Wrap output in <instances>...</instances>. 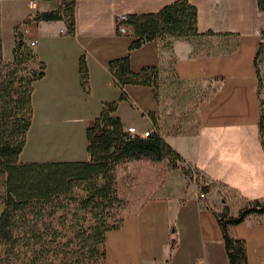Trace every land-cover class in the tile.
<instances>
[{"label":"crops","instance_id":"obj_1","mask_svg":"<svg viewBox=\"0 0 264 264\" xmlns=\"http://www.w3.org/2000/svg\"><path fill=\"white\" fill-rule=\"evenodd\" d=\"M69 1L36 0L31 14H62ZM171 1L71 0V32L63 16L23 24V37L36 39L31 50L44 68L32 81L31 120L19 161L88 160L86 128L102 102L117 99L123 90L126 98L112 112L122 129L158 132L191 170L187 179L180 168L167 169L162 161L160 180L145 200L117 227L104 231L102 264H229L212 210L233 215L245 200L264 196V127L260 130L256 90L264 12L256 0H187L196 9L197 34L174 38L170 48L154 38L128 49L132 27L118 33L116 15L155 11ZM29 12L25 0H0L4 58L13 46V26ZM126 53L133 71L171 60L176 79L163 70L162 82L167 80L175 92L184 88L194 99L191 128L181 129V118L173 120L170 108L160 112L151 86L128 83L120 89L114 83L107 62ZM80 56L86 91L79 80ZM231 231L244 241L246 264H264V213L247 214Z\"/></svg>","mask_w":264,"mask_h":264},{"label":"trees","instance_id":"obj_2","mask_svg":"<svg viewBox=\"0 0 264 264\" xmlns=\"http://www.w3.org/2000/svg\"><path fill=\"white\" fill-rule=\"evenodd\" d=\"M264 12V0H256ZM58 10L35 12L22 22L64 17L67 31L73 24L72 3L64 2ZM196 9L187 0H173L155 11L128 13L133 39L128 49L157 39L170 48L174 38L196 32ZM12 58L4 60L0 41V264H102L103 235L117 227L116 168L138 159L165 160L166 168H180L189 179L191 170L181 163V156L154 130L145 137L126 134L117 116L112 115L117 99L103 101L101 109L86 128L88 160L19 161L26 130L31 120L32 81L43 74L44 64L27 45L18 24L13 26ZM264 34V30L261 31ZM114 83L152 87L155 97L165 70L174 79L171 60L165 65H147L130 69L128 54L107 62ZM80 85L88 89L83 56L78 59ZM262 128L261 114L259 121ZM264 149V138L260 137ZM205 191V186H202ZM223 238L229 264H246L244 241L231 227L251 213H264V196L247 199L235 214L213 211ZM173 238L169 240V247Z\"/></svg>","mask_w":264,"mask_h":264},{"label":"rangeland","instance_id":"obj_3","mask_svg":"<svg viewBox=\"0 0 264 264\" xmlns=\"http://www.w3.org/2000/svg\"><path fill=\"white\" fill-rule=\"evenodd\" d=\"M2 58L10 60L12 54L10 53L8 58L2 55ZM256 78V90L264 123V42H260L256 54ZM171 86L165 80L158 87L160 112H163L164 108H170L174 115L173 120L181 118V129L182 127L183 129L191 128L194 122V99L186 93L184 88L175 92ZM263 127L262 125V130ZM162 161L138 159L126 161L117 166L115 185L117 202L113 209L116 219L132 213L145 200L150 188L160 180L163 172Z\"/></svg>","mask_w":264,"mask_h":264},{"label":"built area","instance_id":"obj_4","mask_svg":"<svg viewBox=\"0 0 264 264\" xmlns=\"http://www.w3.org/2000/svg\"><path fill=\"white\" fill-rule=\"evenodd\" d=\"M25 4H26V7L30 10V12L28 13V15H32L31 14V11L35 8L36 6V0H25ZM28 22V21H27ZM26 22H21L20 24L18 23V30L21 32L22 35H24L25 33V29H24V26L23 24H25ZM115 24H116V31L118 33H125L126 30H127V26L128 24L126 23V14L124 13H120L118 15H116V18H115ZM25 42L27 43V45L29 47L33 46L36 42V39L35 38H28L27 40L25 39ZM152 129H146V130H143V131H140V132H137L133 126H128L125 130H123L126 134H128L130 137H133V136H139V137H145L147 136L150 131ZM198 196L199 197H202L203 196V192L202 190H198ZM149 264H153V263H149Z\"/></svg>","mask_w":264,"mask_h":264}]
</instances>
